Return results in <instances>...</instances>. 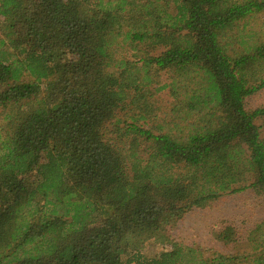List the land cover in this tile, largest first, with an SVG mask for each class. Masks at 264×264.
Instances as JSON below:
<instances>
[{"label":"trees","instance_id":"16d2710c","mask_svg":"<svg viewBox=\"0 0 264 264\" xmlns=\"http://www.w3.org/2000/svg\"><path fill=\"white\" fill-rule=\"evenodd\" d=\"M258 14L264 0H0V264H264V220L247 252L232 226L215 234L230 254L167 235L226 193L264 198V105L245 106L264 33L234 32Z\"/></svg>","mask_w":264,"mask_h":264},{"label":"rangeland","instance_id":"374dc122","mask_svg":"<svg viewBox=\"0 0 264 264\" xmlns=\"http://www.w3.org/2000/svg\"><path fill=\"white\" fill-rule=\"evenodd\" d=\"M263 26L264 14H258L246 20L234 32L252 33L250 35H254L256 31L264 33ZM154 99L155 105L158 107V116L169 111L171 99L167 90L160 91ZM262 105H264V88L257 90L245 99L247 109H254ZM256 123L261 126V136L264 138V121L258 118ZM262 220H264L263 195L252 188H246L238 192L226 193L204 208L189 210L177 223L167 229V235L172 241L202 249L206 252L205 255L214 251L230 254L234 251L218 241L215 234L225 226H232L235 228L240 245H244L239 247L240 252H247L249 249L245 245V239L248 231ZM234 246L236 245L234 244ZM164 247L158 242H150L143 252L147 255H154ZM239 249L235 248L236 251Z\"/></svg>","mask_w":264,"mask_h":264}]
</instances>
